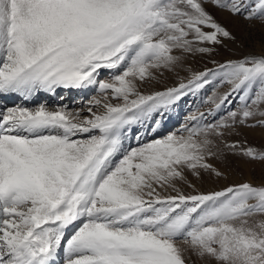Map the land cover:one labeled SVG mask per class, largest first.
<instances>
[{
  "label": "snow or ice",
  "instance_id": "snow-or-ice-1",
  "mask_svg": "<svg viewBox=\"0 0 264 264\" xmlns=\"http://www.w3.org/2000/svg\"><path fill=\"white\" fill-rule=\"evenodd\" d=\"M218 15L264 35V0H0V96L96 93L0 111V264H264V179L197 187L227 178L213 161L264 169L230 139L264 130V50L216 59L237 42Z\"/></svg>",
  "mask_w": 264,
  "mask_h": 264
},
{
  "label": "rangeland",
  "instance_id": "rangeland-1",
  "mask_svg": "<svg viewBox=\"0 0 264 264\" xmlns=\"http://www.w3.org/2000/svg\"><path fill=\"white\" fill-rule=\"evenodd\" d=\"M218 19H221L223 22L227 24L230 30L237 37L236 43H229L227 49H220L219 55L216 59H223L226 57H235L239 56L248 52L259 53L260 51L264 50V35L261 33V28L259 25L255 27H251L246 24L240 18H233L231 20L225 19L223 15H218ZM243 45V46H241ZM192 66L196 69H202L204 66L211 67L212 65L207 62L205 58L196 57L190 61ZM108 72L107 70H102L100 78H107ZM167 83L169 85L175 83V79L169 77L167 79ZM61 91H58V94L61 95ZM211 88H209L206 92H203L202 96H207L211 93ZM220 93L227 91V85L222 87L218 90ZM94 95L95 90L92 92ZM91 97V96H90ZM89 98V97H87ZM87 100V99H86ZM191 97L186 100L180 102L178 107L171 113L170 117L166 119L163 123L162 127L153 134L149 128H137L131 135V137L126 141L127 145L131 147L137 146L136 141V133L139 132L142 136V140L140 143L147 142L151 139L157 138L158 136H163L167 132L174 130L178 127L179 123L183 121L184 117L188 115L190 112L194 111L195 101L190 104ZM15 102V101H14ZM48 105V104H47ZM212 107L211 104H204L202 105L199 110L204 111L207 108ZM227 107V105H226ZM235 107V104H233ZM230 139H236L241 141H246L248 145L255 146V147H264V130L262 129H242L241 134L237 136L230 137ZM218 167L225 170L226 179H208L200 183L197 182V187L202 191H207L211 189H220L227 184L233 182H240L243 180H250L253 183H260L262 179H264V169H262L261 165L259 164H249L244 162L243 160L230 157L229 162L227 165L224 163L213 161ZM184 191L191 192L192 190L188 188L186 185L181 186ZM71 234V231L68 233ZM60 263L63 264V254L59 258Z\"/></svg>",
  "mask_w": 264,
  "mask_h": 264
},
{
  "label": "bare ground",
  "instance_id": "bare-ground-1",
  "mask_svg": "<svg viewBox=\"0 0 264 264\" xmlns=\"http://www.w3.org/2000/svg\"><path fill=\"white\" fill-rule=\"evenodd\" d=\"M93 91L94 89L87 92H80L78 90H62L61 95L58 94L57 96H51L48 94H40L31 102L24 101L17 96H0V111L6 110V108L15 106L17 104L33 107L35 104L41 102L48 104L49 107H53L54 105L62 103L68 105L70 109L81 108V100L87 101L90 99V96L94 95L92 93ZM60 97H64V99L61 100ZM59 260L60 259H58L57 264H62Z\"/></svg>",
  "mask_w": 264,
  "mask_h": 264
}]
</instances>
